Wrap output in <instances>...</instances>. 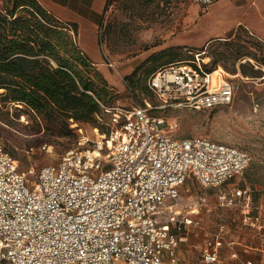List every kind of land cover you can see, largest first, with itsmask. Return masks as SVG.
<instances>
[{"label":"built area","instance_id":"built-area-1","mask_svg":"<svg viewBox=\"0 0 264 264\" xmlns=\"http://www.w3.org/2000/svg\"><path fill=\"white\" fill-rule=\"evenodd\" d=\"M218 1L197 0L205 8ZM204 53L150 76L154 106L135 98L126 107L99 102L107 131L80 134L77 149L34 179L0 144V264H177L182 240L173 229L199 225L193 217L206 201H184L181 187L191 178L209 188L227 185L252 162L248 152L205 137L175 139L171 125L152 114L233 104L235 86L223 71L206 70ZM218 201L241 203L243 222H260L248 190L229 188ZM224 244L220 234L209 238L203 264H220Z\"/></svg>","mask_w":264,"mask_h":264},{"label":"rangeland","instance_id":"rangeland-1","mask_svg":"<svg viewBox=\"0 0 264 264\" xmlns=\"http://www.w3.org/2000/svg\"><path fill=\"white\" fill-rule=\"evenodd\" d=\"M7 2L0 0V10ZM236 3L239 9L245 7L246 16L235 36L213 40L203 54L207 68L223 71L235 86L233 104L214 110L181 108L152 113L171 125L168 128L175 139L205 137L237 147L252 157L245 175L227 185L209 188L191 178L181 187L184 201L200 197L206 201L193 217L199 225L173 229L182 240L177 264H201L206 241L218 234L225 239L220 264H245L247 260L264 264V65L252 59L264 60V0ZM205 9L197 0L110 1L99 28V43L93 51L83 50L114 91L111 105L126 107L131 98L141 104L145 100L153 106L158 104L147 87L149 76L163 65L193 61L202 51L203 47L187 44L190 39L199 43L215 32L211 30L215 17L212 23L206 19L202 24L208 12ZM106 121L107 116L101 117L99 124ZM95 128L83 124L82 133L65 135L61 125L40 121L25 107L0 97V144L19 162L21 170H34L32 179L43 167L59 163L65 153L77 149L79 134L93 136ZM42 145H47V150H40ZM230 186L251 193V215L261 217L256 226L243 222V204L233 208L219 204V194ZM233 253L237 257L233 258Z\"/></svg>","mask_w":264,"mask_h":264},{"label":"trees","instance_id":"trees-1","mask_svg":"<svg viewBox=\"0 0 264 264\" xmlns=\"http://www.w3.org/2000/svg\"><path fill=\"white\" fill-rule=\"evenodd\" d=\"M252 59L264 65V60ZM206 65L207 71L216 70ZM147 87L151 91L148 82ZM2 90L4 102L25 107L49 125H61L65 135L78 134L83 124L108 129L99 124L101 117L109 119L99 102L113 106L114 91L80 46L78 25L61 21L37 0H8L0 10Z\"/></svg>","mask_w":264,"mask_h":264},{"label":"crops","instance_id":"crops-1","mask_svg":"<svg viewBox=\"0 0 264 264\" xmlns=\"http://www.w3.org/2000/svg\"><path fill=\"white\" fill-rule=\"evenodd\" d=\"M48 12L55 15L63 22L76 23L79 31V44L86 52L93 51L99 43V28L107 10L109 0H37ZM219 3L212 6L203 16L202 24L206 19L213 22L211 30L215 31L203 37L198 43L190 39L189 46L205 47L217 38L229 39L242 23L243 16H246L245 7L238 8L236 0H219ZM224 14V15H223ZM218 17V18H216ZM221 17V19H219ZM223 19V20H222ZM244 19V18H243ZM207 29V28H205ZM192 30V29H191ZM198 45V46H197ZM230 188H232L230 186ZM227 244V243H226ZM232 246V244H228ZM246 246H244L245 248ZM247 248V247H246ZM222 262V253H221ZM201 264H203L201 255Z\"/></svg>","mask_w":264,"mask_h":264}]
</instances>
